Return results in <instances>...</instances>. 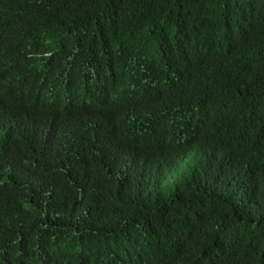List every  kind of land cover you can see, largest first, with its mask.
<instances>
[{
    "label": "trees",
    "instance_id": "obj_1",
    "mask_svg": "<svg viewBox=\"0 0 264 264\" xmlns=\"http://www.w3.org/2000/svg\"><path fill=\"white\" fill-rule=\"evenodd\" d=\"M4 81L0 264H264V0H0Z\"/></svg>",
    "mask_w": 264,
    "mask_h": 264
},
{
    "label": "clouds",
    "instance_id": "obj_2",
    "mask_svg": "<svg viewBox=\"0 0 264 264\" xmlns=\"http://www.w3.org/2000/svg\"><path fill=\"white\" fill-rule=\"evenodd\" d=\"M28 107L29 99L27 90L14 89L5 81L3 85H0V137H7L20 129L23 118L28 112ZM192 139L195 141L203 139L202 130L198 122L194 128ZM188 152V156L193 152L196 153L198 155L197 161L201 163L205 160V158H201L197 148L190 149ZM130 169L139 175L145 177L146 174L147 176V169L143 172H137L133 165H130Z\"/></svg>",
    "mask_w": 264,
    "mask_h": 264
},
{
    "label": "rangeland",
    "instance_id": "obj_3",
    "mask_svg": "<svg viewBox=\"0 0 264 264\" xmlns=\"http://www.w3.org/2000/svg\"><path fill=\"white\" fill-rule=\"evenodd\" d=\"M197 159H198V155L194 152L191 153L187 158L182 159L179 162L177 168L173 171V173L176 175V177H178L179 175H182L184 172V168H188L192 163L196 162ZM152 172H153V170L149 172V175H151ZM163 175L164 176L169 175L168 171H165L163 173ZM173 180H174V178H172L170 182H172Z\"/></svg>",
    "mask_w": 264,
    "mask_h": 264
}]
</instances>
